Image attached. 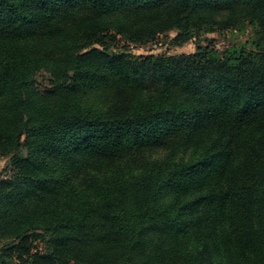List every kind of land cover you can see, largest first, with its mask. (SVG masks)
I'll return each instance as SVG.
<instances>
[{
  "label": "trees",
  "instance_id": "trees-1",
  "mask_svg": "<svg viewBox=\"0 0 264 264\" xmlns=\"http://www.w3.org/2000/svg\"><path fill=\"white\" fill-rule=\"evenodd\" d=\"M0 156V264H264V0H0Z\"/></svg>",
  "mask_w": 264,
  "mask_h": 264
},
{
  "label": "rangeland",
  "instance_id": "rangeland-1",
  "mask_svg": "<svg viewBox=\"0 0 264 264\" xmlns=\"http://www.w3.org/2000/svg\"><path fill=\"white\" fill-rule=\"evenodd\" d=\"M175 32H168L159 36L155 41L144 45H130V53L136 56L145 55H161L170 56L179 54L192 53L196 49V45L206 46L209 41L221 53L226 51L240 50L242 47L252 49V42L259 36L255 29L251 26H245L241 31H227L223 33H212L201 36L198 39H192L185 43L176 44L174 42ZM24 153V149H22ZM10 169L9 156H0V179L8 175ZM35 250L44 251L45 244L43 241H37ZM15 264H18V262Z\"/></svg>",
  "mask_w": 264,
  "mask_h": 264
}]
</instances>
